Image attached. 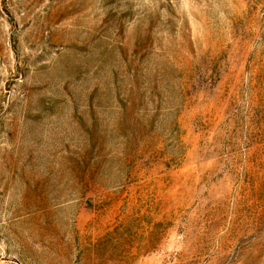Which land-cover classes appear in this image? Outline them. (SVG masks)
Wrapping results in <instances>:
<instances>
[{"label":"rangeland","instance_id":"obj_1","mask_svg":"<svg viewBox=\"0 0 264 264\" xmlns=\"http://www.w3.org/2000/svg\"><path fill=\"white\" fill-rule=\"evenodd\" d=\"M0 264H264V0H0Z\"/></svg>","mask_w":264,"mask_h":264}]
</instances>
